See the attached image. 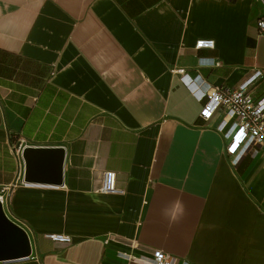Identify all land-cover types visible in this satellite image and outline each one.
I'll return each mask as SVG.
<instances>
[{"label": "crops", "instance_id": "crops-1", "mask_svg": "<svg viewBox=\"0 0 264 264\" xmlns=\"http://www.w3.org/2000/svg\"><path fill=\"white\" fill-rule=\"evenodd\" d=\"M260 12L257 0H0V196L31 249L0 264H126L142 253L129 241L179 264H264L263 156L232 165L223 116L201 118L207 96L190 83L264 72ZM25 146L62 147V183L51 157L49 180L25 181ZM106 171L121 192H102Z\"/></svg>", "mask_w": 264, "mask_h": 264}, {"label": "built area", "instance_id": "built-area-1", "mask_svg": "<svg viewBox=\"0 0 264 264\" xmlns=\"http://www.w3.org/2000/svg\"><path fill=\"white\" fill-rule=\"evenodd\" d=\"M261 3V12L257 18L260 34L264 35V0ZM213 40H198L196 48H211ZM264 78V72L256 70L242 84L237 87L211 86L201 88L190 81L195 87L199 98L207 96L206 102L200 110V117L205 121L211 120L215 115L223 116L221 129L227 128L225 133V153L229 156L231 164L237 165L245 156L256 158L263 156L264 166V95L256 97L253 92L254 84ZM14 153L20 159L21 147L14 145ZM102 192H121L116 187V173L106 171L103 174ZM1 202L3 198L0 196ZM55 241L68 242L69 236L65 234H49ZM132 250L142 253L124 252L126 264H179L180 258L158 248H145L134 241H129Z\"/></svg>", "mask_w": 264, "mask_h": 264}, {"label": "water", "instance_id": "water-1", "mask_svg": "<svg viewBox=\"0 0 264 264\" xmlns=\"http://www.w3.org/2000/svg\"><path fill=\"white\" fill-rule=\"evenodd\" d=\"M65 151L62 147L42 148L25 146L22 158L26 164L25 181L49 180L44 169H39V164L54 158L57 165L56 174L53 176L55 183H62L63 162ZM29 236L24 229L10 221L6 216L0 201V261L26 259L30 256Z\"/></svg>", "mask_w": 264, "mask_h": 264}]
</instances>
